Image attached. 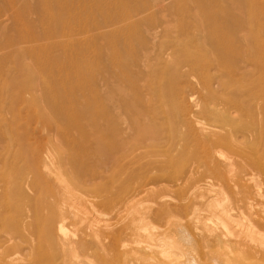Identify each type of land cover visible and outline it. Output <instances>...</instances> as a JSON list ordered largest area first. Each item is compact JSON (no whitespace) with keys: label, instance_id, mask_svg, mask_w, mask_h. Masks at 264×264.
Here are the masks:
<instances>
[{"label":"rangeland","instance_id":"374dc122","mask_svg":"<svg viewBox=\"0 0 264 264\" xmlns=\"http://www.w3.org/2000/svg\"><path fill=\"white\" fill-rule=\"evenodd\" d=\"M46 18L57 20L55 32ZM40 29L45 36L31 34ZM81 67L89 72L84 80L66 79ZM12 85L17 94L9 91ZM214 101L220 109L225 102L248 109L228 126L241 130L236 137L231 132V146L198 138V124L208 120L195 112ZM162 105L175 110L171 128L161 119ZM176 122L193 134L185 147ZM259 129L264 0H0V264H13L16 255L22 258L14 264L25 263L23 257L38 263L36 244L45 257L53 251V264H120L122 248H133L131 238L138 253L128 249V261L121 259L132 260L121 264H211L212 258L222 264L221 251L228 255L231 247L221 240L245 231L253 215L264 218L255 187L248 194L235 185L240 160L263 157ZM152 134L159 143L149 141ZM170 168L173 176L166 174ZM126 225L133 228L128 238L121 233ZM185 227L197 231L195 239ZM210 228L221 231L212 229L218 237L207 234ZM181 229L195 242L169 241L178 254L170 263L158 250L140 251L155 235L172 238Z\"/></svg>","mask_w":264,"mask_h":264},{"label":"bare ground","instance_id":"6f19581e","mask_svg":"<svg viewBox=\"0 0 264 264\" xmlns=\"http://www.w3.org/2000/svg\"><path fill=\"white\" fill-rule=\"evenodd\" d=\"M250 1V4H252L253 3V1L254 0H249ZM231 4H235L234 2H230ZM45 12H48L47 10H44ZM47 19V18H46ZM48 21H49V26H50V29H48V30H51V32H55L56 30H57V28L59 27V24H58V22H57V20H55L54 18L53 19H51V20H49V18L47 19ZM46 30H34L31 34L34 36V37H40V36H45L46 35ZM119 39V38H118ZM76 52H78L79 53V51L78 50H76ZM75 52V53H76ZM39 53V50L38 49H36L35 50V54H38ZM38 59H37V61L38 60H41L39 57H37ZM242 58H244V57H241V59ZM120 59V58H119ZM122 59H123V57H122ZM215 60V59H214ZM216 61V60H215ZM118 62V61H117ZM214 62V61H213ZM76 66L78 67V64H76ZM202 66V65H201ZM83 67V66H82ZM82 67H81V69H79V70H77V71H75V72H77V74H69V73H66V75H65V77H66V79L67 80H70V79H72V78H74V77H80L81 79L80 80H84L85 79V77L89 74V72L88 71H85V70H83L82 69ZM108 67H109V64H108ZM110 68V67H109ZM78 69V68H77ZM86 73H85V72ZM78 72H80V74L78 75ZM88 72V73H87ZM165 73V72H164ZM41 74V73H40ZM161 74H162V72H161ZM106 78V77H105ZM79 79V78H78ZM173 83L174 82H172V83H170L169 84V86H168V88L165 90V92L164 93H166V94H168V95H172V92H173ZM212 85H209V83L208 82H204L203 81V87L206 89L205 90V92H212V90H213V88L211 87ZM21 87V86H20ZM131 89V88H130ZM9 91L12 93V94H17L18 92L16 91V87H15V85H12V86H10V89H9ZM160 91V90H159ZM162 92V91H161ZM56 93H58L57 95H59V92H56ZM162 94V93H161ZM162 96V95H161ZM249 99V98H248ZM254 102H255V100H254ZM202 103V102H201ZM244 103V102H243ZM249 103V102H248ZM251 104H252V102H250ZM198 104V103H197ZM214 106H207L208 104H206V103H204L195 113H197L198 115H201V116H205V117H207V122H202V123H200V124H198V130L200 131V133H199V135H198V138L202 141V142H204V143H206V144H208L209 146H216L217 144H219V145H228V146H231V140H232V137H231V132L233 131L234 133H235V137H236V133H238L239 131H241L240 129H237V128H233V130L231 129V127L230 128H228V126H229V124H231V120H233L235 117H237L238 115H240L241 114V112L243 111V110H248V109H245L244 108V106L242 105V104H240L239 102L237 103V105H235V106H231V107H227L228 106V102H225L224 104H222V108L220 109L219 107L218 108H216L215 107V101H214ZM230 105H231V102H230ZM260 105V104H259ZM197 106H199V104L197 105ZM161 107H163V105L161 106ZM168 107V106H167ZM181 107V114L183 113V114H186L187 112H184V107L183 106H180ZM248 107V106H247ZM147 108V107H146ZM258 108V107H257ZM174 109V108H173ZM173 109H169V108H166V107H163V109H162V111L160 112V113H162V117L163 118H161L160 116V118L163 120H165V123L168 125V128L170 127V126H172V125H175L174 124V121L176 120L175 118V114H174V112H175V110H173ZM186 110H187V108H186ZM154 112V111H153ZM143 113L144 112H142V115H143ZM159 113V114H160ZM232 113H234L233 115H232ZM154 115V114H153ZM146 116V115H145ZM149 116H152V115H149ZM155 116V115H154ZM183 116H185V115H183ZM143 117V116H142ZM192 117V116H191ZM220 117V118H219ZM144 118V117H143ZM260 118V117H259ZM145 119V118H144ZM146 119H147V117H146ZM151 119V118H150ZM154 121V120H153ZM158 121V120H157ZM128 122V121H127ZM162 123H163V121H161ZM160 122V123H161ZM201 122V121H200ZM150 123V122H149ZM157 123V122H156ZM182 123H184V122H182ZM197 123V122H196ZM154 125H155V122L153 123ZM176 124H178L177 122H176ZM150 126H151V124H149ZM158 125V124H157ZM157 125H155L156 127H157ZM164 125V124H163ZM150 126H148V127H150ZM197 126V125H196ZM252 126H254L255 127V125H252ZM256 126H258V124L256 125ZM259 126H261L260 124H259ZM263 126V125H262ZM145 127H147L146 125H145ZM158 127H160V126H158ZM185 127H189V125H185L184 126V124H178V127H177V130H179L178 131V142L179 143H181V145L182 146H184V145H187V142H189V141H191L192 140V138L193 137H191V135H193V134H191V131H189L188 133H186V131H187V129L185 128ZM151 128V127H150ZM149 128V129H150ZM153 128V127H152ZM151 128V129H152ZM163 128H165V127H163ZM167 128V129H168ZM171 128V127H170ZM148 129V128H147ZM149 129L147 130L148 132H149V134H151L150 133V131H149ZM153 129H156V128H153ZM158 129V128H157ZM142 130H144V132L146 131V129L145 128H143L142 127ZM160 130V129H159ZM174 130H176V129H174ZM255 130V129H254ZM253 130V131H254ZM260 130V129H259ZM151 131H153L154 132V130H151ZM144 132H142V135H143V133ZM157 132H159V131H157ZM160 132H161V134H162V131L160 130ZM145 134V133H144ZM148 134V135H149ZM160 134V135H161ZM163 135V134H162ZM171 135V134H170ZM172 135H175V134H172ZM195 135V134H194ZM144 136V135H143ZM158 136V134L157 135H154V134H152V137H151V139H149L150 137H148V139H149V141H153V140H155L156 139V137ZM257 136L259 137V138H262V136H264V131L263 130H260V131H258V133H257ZM257 136L255 135V138H257ZM145 137V136H144ZM160 137H162V136H160ZM159 137V138H160ZM170 138H172L171 136H170ZM198 138H196V139H198ZM142 139V138H141ZM147 139V140H148ZM157 140V139H156ZM155 140V141H156ZM170 140V139H169ZM155 141H154V144H155ZM159 141H161V140H159ZM177 141V140H176ZM157 143H159L158 141H156ZM171 142V141H170ZM179 143H178V145H179ZM222 143V144H221ZM228 143V144H227ZM173 144V146H174V144L175 143H172ZM230 144V145H229ZM168 145H169V143H168ZM167 145V146H168ZM177 145V146H178ZM185 147V146H184ZM183 147V148H184ZM167 148V147H166ZM208 148V147H207ZM168 149V148H167ZM216 149V148H215ZM214 151V150H213ZM218 150H216V152H217ZM168 152V151H167ZM215 152V151H214ZM257 152V150L255 151V153ZM262 152H263V157H261V159H259L258 157H257V155H253L252 157H250L247 161H243L242 160V162H241V160H240V163H239V169H238V171H237V173H236V175H237V177H236V184L235 185H238V187L241 189H243V190H246L247 192L246 193H250V189H249V187H255V191H254V194L255 195H257V198H258V196H259V198H258V202H255V203H258L259 205H262V207L264 206V142H263V146H262ZM214 155H216V154H214ZM214 157H216V156H214ZM163 158V157H162ZM165 158V157H164ZM209 158V157H208ZM160 159V158H159ZM159 159H158V161H159ZM107 160H108V158H107ZM103 161H105V162H107L106 160H105V158L103 159ZM111 161V160H110ZM155 161V160H154ZM171 161V160H170ZM208 162H209V160H208ZM108 163H109V161H108ZM161 163V162H160ZM102 164H104V163H102ZM167 164V163H166ZM169 164V163H168ZM172 164V163H171ZM230 164V163H229ZM232 164V163H231ZM234 164V163H233ZM105 165V164H104ZM155 165H158L157 164V162H156V164ZM193 165H194V162H193ZM196 165V164H195ZM194 165V166H195ZM200 165V164H199ZM212 165V164H211ZM214 165V164H213ZM198 166V165H197ZM103 167H106V166H103ZM164 167H167V166H164ZM199 167V166H198ZM201 167V166H200ZM200 167L198 168V169H200ZM146 168V167H145ZM144 168V169H145ZM191 168V167H190ZM204 168H205V166H204ZM154 169V168H153ZM193 168H191V170H192ZM203 169V168H202ZM221 169H223V168H221ZM221 169H220V171H221ZM147 170V169H146ZM145 170V171H146ZM155 170V169H154ZM182 170V169H181ZM191 170H190V172H191ZM197 170V169H196ZM203 170H205V169H203ZM203 170H201V171H199V172H202ZM206 170H208V169H206ZM213 170V169H212ZM165 171V170H164ZM173 172H174V170H172ZM166 172V171H165ZM171 172V168H170V171H167V173L166 174H169ZM181 172V171H180ZM198 172V173H199ZM205 172V171H204ZM219 172V171H218ZM164 173V172H163ZM174 173H176V172H174ZM178 173H179V171H178ZM208 173H209V171H208ZM152 174H154V173H152ZM156 174H157V172H156ZM158 174H159V172H158ZM170 174H172V175H170V176H173L174 174L171 172ZM190 174V173H189ZM188 174V175H189ZM217 174H219V173H217ZM150 175V174H149ZM164 175V174H163ZM187 175V176H188ZM191 175V174H190ZM190 175H189V177H190ZM196 175H199V174H196ZM204 175V174H203ZM206 175V174H205ZM153 176H155V175H153ZM178 176H179V174H178ZM177 176V177H178ZM192 177V176H191ZM199 177H201V175L199 176ZM204 176H202V178H203ZM223 177H224V175H223ZM147 178H151V177H147ZM183 178H184V176H183ZM174 179H177V178H175V176H174ZM189 179V178H188ZM148 180V179H147ZM199 180V179H198ZM208 180V179H207ZM246 181V182H245ZM177 183H180L179 182V180L177 181ZM176 183V185H178ZM163 185H165L164 183H162V187L161 188H163ZM169 185V184H168ZM174 185V184H173ZM233 185H234V183H233ZM167 186V185H166ZM158 187H160V186H158ZM168 187H170V186H167V188ZM165 188V187H164ZM163 188V190H165ZM172 188V187H171ZM232 188V187H231ZM170 189V188H169ZM173 189H174V187H173ZM175 190V189H174ZM172 191V190H171ZM177 191H178V188H177ZM169 196V195H168ZM165 197H167V196H165ZM219 202V201H218ZM162 203V202H161ZM214 203V202H213ZM216 203V202H215ZM214 203V204H215ZM253 203V202H252ZM255 203H253L252 205H255ZM157 204H159V203H157ZM167 204V203H166ZM217 204V203H216ZM219 204H221V202L219 203ZM160 205V204H159ZM159 205H157V206H159ZM174 205H175V203H174ZM177 205L178 204H176V206H174L175 208L177 207ZM169 206V205H168ZM171 206V205H170ZM256 206H257V204H256ZM172 207V206H171ZM254 207L255 206H253V209H254ZM259 207V206H258ZM261 207V206H260ZM156 208V207H155ZM155 208H154V211H155ZM159 208V207H158ZM162 208H164V206L162 207ZM179 208V207H178ZM216 208V207H215ZM249 208H250V206H249ZM252 208V207H251ZM174 209V208H173ZM259 209V208H258ZM257 209V210H258ZM262 209H264V208H262ZM177 210V209H176ZM216 210H217V208H216ZM220 210V209H219ZM256 210V208H255V210H253V211H257ZM261 210V209H260ZM260 210H258L259 211V214H260ZM151 211H152V209H151ZM153 211V212H154ZM250 211V210H249ZM264 211V210H263ZM226 212V211H225ZM149 213H150V211H149ZM156 213H159L158 211L156 212ZM222 213V212H221ZM255 213H257V212H254V214ZM264 213V212H263ZM152 214V213H151ZM253 214V213H252ZM258 214V213H257ZM261 214H262V211H261ZM147 215V214H146ZM155 215H157V214H155ZM217 216V215H216ZM221 216V215H220ZM220 216H218V217H220ZM224 216V215H223ZM231 216H233V215H231ZM256 216V215H255ZM260 216H262V215H260ZM228 217V216H227ZM258 217L259 216H257V217H254V215H253V218H254V221H252L251 222V220H250V222L247 224V228L245 229V231L243 230V232H242V230H241V232H234L233 230L235 229V227H233L232 229V233H231V235L230 236H226V237H224L223 238V240H221L223 243H226V244H229L230 246L229 247H231V250L230 251H228L227 252V254L228 255H226L223 251H221V253H220V255H223V256H221V258H220V260L222 259L223 260V262H222V264H264V235H263V231H264V218L262 219V220H257L258 219ZM161 218V217H160ZM233 218H234V216H233ZM249 218V217H248ZM247 217H246V219H248ZM256 218V219H255ZM260 218V217H259ZM225 219V221H226V218H224ZM235 219V218H234ZM261 219V218H260ZM150 220H152L151 218H150ZM155 220H157V218L155 219ZM228 220V219H227ZM243 220V219H242ZM249 220V219H248ZM224 221V220H223ZM224 221V222H225ZM235 221V220H234ZM247 220H245V222H246ZM124 222V221H123ZM123 222H122V224H123ZM128 222V221H127ZM248 222V221H247ZM129 223V222H128ZM131 223H133V222H131ZM225 223H227V221L225 222ZM229 224L231 223V224H233L232 222H228ZM235 223V222H234ZM55 224V223H54ZM58 224V223H57ZM125 224H126V222H125ZM134 224H135V222H134ZM134 224H132V225H134ZM144 224V223H143ZM229 224H226V225H229ZM238 224V223H237ZM241 224V223H240ZM131 225V226H132ZM236 225V224H235ZM145 226V225H144ZM143 226V227H144ZM240 226V225H239ZM56 227H57V225H56ZM122 227V226H121ZM138 227H141L140 225H138ZM142 227V228H143ZM167 228L166 229H168L170 226H166ZM176 227L177 226H175V227H172V228H175L176 229ZM179 227H181V226H179ZM178 227V228H179ZM211 227V226H210ZM212 227H216V225L215 226H212ZM218 227V226H217ZM231 227H232V225H231ZM237 227V226H236ZM58 228H60V227H58ZM135 228H137V227H135ZM172 228H170L172 231H173V229ZM186 229H188L187 227H185ZM185 228L183 229V230H185ZM219 229H222V228H220V226L218 227ZM218 228H216V229H218ZM240 228V227H239ZM241 228H243V225L241 226ZM139 229V228H138ZM145 229V228H144ZM165 229V230H166ZM192 229V228H191ZM199 229V228H198ZM206 229H207V227H206ZM209 229V228H208ZM211 229V228H210ZM213 229V228H212ZM211 229V231L212 232H209V230L207 231V234L209 233H213V230H215V228L212 230ZM132 230H133V228L132 227H127V225H126V227L125 228H123V231H121V229H120V231H121V233L122 232H124L125 234H126V237H127V235H129V233L131 232V234H132ZM164 230V231H165ZM182 230V229H181ZM179 231L178 233H176V231H175V235H172L173 237L172 238H170V236H169V238L171 239H169V238H164L163 236V232H162V235L163 236H160V235H155V238L153 237V243H151L150 242V245H147V247H145L144 248V246H142V248H141V246L139 247V248H141L142 250H140V251H146L147 250V252L146 253H148L149 251L150 252H154V251H151L152 249H155V250H158V251H160V255H162V256H164V259H165V261L167 260H170V259H168V258H170V255L172 254L173 256H175L176 257V255H178V254H176L177 252H175L172 248H171V246H174V245H178V243L179 244H181V246H182V243L184 242V244H185V242H187V243H189V242H191V240H193V239H191L193 236H194V234L195 233H193V235H192V232L194 231V230H190V228H189V231L191 232V235H192V237H191V235L190 234H188V233H186L185 231ZM196 231V230H195ZM194 231V232H195ZM202 231V230H201ZM216 231V230H215ZM218 232H221V231H219V230H217ZM216 231V232H217ZM223 231V230H222ZM236 231V230H235ZM237 231H238V229H237ZM134 232V231H133ZM135 232H138V230L137 231H135ZM134 232V233H135ZM140 232V231H139ZM161 232V231H160ZM206 232V231H205ZM218 232H217V234H218ZM224 232V231H223ZM133 233V234H134ZM170 233V232H169ZM168 233V234H169ZM172 233V232H171ZM137 234V233H136ZM140 234V233H139ZM196 234H197V231H196ZM202 234V236H204L203 234V231H202V233H200V235ZM206 234V233H205ZM207 234H206V236H207ZM214 234V233H213ZM212 234V235H213ZM122 235V234H121ZM135 235V234H134ZM167 235V234H166ZM198 235H199V233H198ZM199 235V236H200ZM214 235H216V234H214ZM263 235V236H262ZM141 236V235H140ZM168 236V235H167ZM198 236V237H199ZM201 236V237H202ZM209 236V235H208ZM207 236V237H208ZM223 236H225V235H223ZM222 236V237H223ZM123 237H124V235H123ZM139 237V236H138ZM138 237H136V238H138ZM216 238V237H218V235H216V236H213V238ZM125 238V237H124ZM128 238V237H127ZM136 238L133 236V239H135V241H136ZM194 239H195V236L193 237ZM138 239H140V237L138 238ZM209 240L211 239V238H208ZM128 239H125V241H127ZM173 240V241H172ZM196 240H197V238H196ZM199 240V239H198ZM198 240L196 241V242H198ZM202 240V242H203V238L201 239ZM201 240H199V243L201 242ZM207 240V239H206ZM206 240H204V241H206ZM208 240V241H209ZM213 240L214 239H211V241L213 242ZM215 240H217V239H215ZM31 241V240H30ZM139 241H142V239L141 240H139ZM146 241V240H145ZM169 241H172L173 243H174V245H171L170 243H169ZM194 241V240H193ZM219 241H220V238H219ZM219 241L217 240V244L219 245V244H221V242L219 243ZM32 242V241H31ZM127 242H129V240L127 241ZM126 242V243H127ZM131 244L132 245H130V246H133V248H134V250H136L135 249V247L137 248V245L135 246V245H133V241H132V238H131ZM182 242V243H181ZM195 242V241H194ZM201 242V244H203ZM33 243H34V241H33ZM36 243H38V242H35V244ZM72 243V242H71ZM135 243V242H134ZM138 242H136V244H137ZM139 243H141V244H143L142 242H139ZM205 243H210V241L209 242H205ZM204 243V244H205ZM214 243V242H213ZM215 243H216V241H215ZM222 243V244H223ZM27 244V243H26ZM62 244H63V242H62ZM112 244V243H111ZM203 244V245H204ZM226 244L224 245V246H226ZM4 245V244H3ZM25 245V244H24ZM33 245V244H32ZM32 245H30L31 247H30V249L32 248ZM138 245H140V244H138ZM171 245V246H170ZM211 245H212V243H211ZM211 245H210V253L211 252H213L214 253V251H211V249L212 248H214L213 246H217V245H213L212 247H211ZM0 246H2L1 244H0ZM6 245H4V247H5ZM20 246V245H19ZM26 246V245H25ZM27 246H28V244H27ZM39 246L40 245H38V244H36V245H34L33 246V248H32V252L34 253V255H35V257H36V261L38 262V263H32V261H33V259H32V261H31V259L29 260V261H31V263H29V261L27 260L28 258H24L23 257V259H26V260H24V261H26L25 263L27 264V263H29V264H53V262H51V260H49V257L50 258H54V257H52V255L54 256V254L52 253V252H50V255L49 256H47V257H45L44 255L45 254H43L42 252H41V250H40V248H39ZM112 246V245H111ZM122 246V245H121ZM125 246V245H124ZM127 246V245H126ZM207 247H209V245H206ZM206 246H204V248H206V250H207V247ZM221 246V245H220ZM219 246V248H222V247H220ZM3 247V248H4ZM10 247V246H9ZM18 247V246H17ZM23 247L24 246H22V249H23ZM114 247H119V245H117V246H114ZM113 247V248H114ZM128 247H129V245H128ZM128 247H126L127 249H125V247L124 248H122V250L124 249V251H123V253H121V254H124L125 256L127 255V256H130V252L128 253V252H125V251H127L128 249H131L132 251H133V248L132 247H130V248H128ZM178 247V246H177ZM14 248V247H13ZM12 248V249H13ZM16 248V247H15ZM14 248V249H15ZM27 248V247H26ZM121 248H119L120 250H121ZM174 248H175V246H174ZM180 248V247H179ZM2 249V248H1ZM5 249V248H4ZM4 249H3V252H4ZM7 249V248H6ZM9 249H11V247L9 248ZM18 249V248H17ZM22 249H18L19 251L21 250L22 251ZM28 249V248H27ZM117 249V248H116ZM191 249V248H190ZM17 250V251H18ZM121 250V251H122ZM131 250H129V251H131ZM177 250V249H176ZM205 250V251H206ZM218 250H220V249H218L217 248V250H215V251H218ZM225 250V249H224ZM1 251V250H0ZM6 251V250H5ZM11 251V253H12V251L13 250H10ZM10 251H9V253H10ZM45 251V250H44ZM131 251V252H132ZM209 251V250H208ZM15 252V251H14ZM29 252H30V250H29ZM125 252V253H124ZM134 252V251H133ZM136 252L138 253V249L136 250ZM142 252V253H143ZM173 252H175V255L173 254ZM179 252V251H178ZM182 252V251H181ZM187 252V251H186ZM226 252V251H225ZM7 253V252H6ZM17 253V252H16ZM31 253V252H30ZM29 253V254H30ZM47 253V252H46ZM51 253H52V255H51ZM128 253V254H127ZM137 253H133V254H137ZM154 253H156V252H154ZM153 253V254H154ZM180 253V252H179ZM207 253V252H206ZM206 253H205V255H206ZM210 253L208 254V255H210ZM212 253V254H213ZM231 253V254H230ZM5 254V253H4ZM19 254H20V252H19ZM48 254H49V251H48ZM47 254V255H48ZM120 254V255H121ZM133 254L131 255V256H133ZM139 254L140 255H142L141 254V252H139ZM149 254V253H148ZM180 254H182V253H180ZM179 254V255H180ZM211 254V255H212ZM230 254V255H229ZM6 255V254H5ZM8 255V254H7ZM25 255V254H24ZM31 255V254H30ZM122 256L121 258L122 259H125L126 257L125 256ZM139 255V256H140ZM156 255V254H155ZM183 256H185L184 255V252H183V254H182ZM218 255V254H217ZM11 256V255H10ZM12 256H14V254L12 255ZM32 256V255H31ZM135 256H137V255H135ZM189 256V255H188ZM207 256V255H206ZM219 256V255H218ZM6 258H8L9 256H5ZM26 257H27V252H26ZM145 257V256H144ZM180 257V256H179ZM178 257V258H179ZM208 257V256H207ZM210 257V259H211V256H209ZM18 258H22V256L20 257L19 255H16L15 257H14V260H13V264H14V262H16V260L18 259ZM120 258V257H119ZM120 258V260L123 262L124 260H122ZM133 258V257H132ZM138 258V257H137ZM141 258V257H140ZM150 258H151V256H150ZM155 258V257H154ZM171 258H172V256H171ZM190 258H192V257H190ZM217 258V257H216ZM22 259V260H23ZM130 260H129V262L132 260L131 259V257L129 258ZM160 259H162V258H160ZM173 259V258H172ZM209 259V260H210ZM8 260V259H7ZM126 260H127V258H126ZM140 260V259H139ZM175 260V259H174ZM179 260V259H178ZM182 260V259H181ZM190 260V259H189ZM217 260H219V259H215V258H212L210 261H211V264H216L217 263ZM28 261V262H27ZM42 261H44V262H42ZM52 261H53V259H52ZM121 261H119V262H121ZM128 261V260H127ZM127 261H124V262H127ZM141 261V260H140ZM144 261V260H143ZM157 261V260H156ZM158 261H160V260H158ZM163 261V260H162ZM173 261V260H172ZM180 261V260H179ZM9 262H10V258H9ZM19 262V261H18ZM20 262H22V261H20ZM19 262V263H20ZM121 262V263H122ZM129 262H127V263H129ZM169 263H170V261H168ZM167 262V263H168ZM192 262V261H191ZM22 263H24V262H22ZM22 263H20V264H22ZM24 263V264H25ZM120 263V264H121ZM132 263V262H131ZM134 263H137L136 262V259H134V262L132 263V264H134ZM138 263H140V262H138ZM155 263V262H154ZM182 263V262H181ZM219 263H221V261H219ZM11 264V263H10ZM15 264H18V263H15ZM126 264V263H125ZM141 264V263H140ZM171 264H172V262H171ZM189 264V263H188Z\"/></svg>","mask_w":264,"mask_h":264}]
</instances>
